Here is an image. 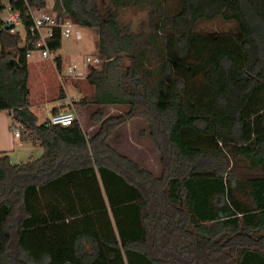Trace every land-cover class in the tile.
<instances>
[{"label":"trees","instance_id":"16d2710c","mask_svg":"<svg viewBox=\"0 0 264 264\" xmlns=\"http://www.w3.org/2000/svg\"><path fill=\"white\" fill-rule=\"evenodd\" d=\"M52 1L97 32L102 59L78 99L96 105L97 127L37 119L27 7L46 0H6L22 28L0 17V109L41 151L12 161L0 150V264H264V0ZM129 5L149 8L137 28L120 17ZM215 18L232 25L196 26ZM45 40L59 47L58 29ZM132 118L158 150L156 172L108 141Z\"/></svg>","mask_w":264,"mask_h":264},{"label":"rangeland","instance_id":"374dc122","mask_svg":"<svg viewBox=\"0 0 264 264\" xmlns=\"http://www.w3.org/2000/svg\"><path fill=\"white\" fill-rule=\"evenodd\" d=\"M52 4V0H47L43 8L53 11ZM167 4L170 11L173 7V0H168ZM147 9H149L147 5L144 7L129 5L121 10L120 17L128 20L132 28H137L141 20H146ZM2 13H5L4 9ZM231 25L232 23L229 21L215 18L198 22L196 26L205 30H225ZM76 33L79 34L78 37ZM96 37L97 32L94 28L75 24L72 27L71 35L62 37L59 47L51 51L49 55L41 57L36 49H32L31 53L27 55L29 101L38 120H41L42 116V120H44L52 109L54 111L61 108L72 109L84 131L91 133L96 129L97 123L90 119V113L96 105L94 103L82 105L78 102L82 95L92 91L93 86L86 81L85 77L59 78L57 76V71L63 72L67 63L78 60L84 55L97 54L95 48ZM56 54L60 56L58 66L52 59L53 55ZM59 88L62 90L61 95L59 94ZM122 108L124 106L118 104L104 105V109L108 113L117 112ZM3 113L7 115L9 120L7 111L4 110ZM13 139V149L7 151L10 160H25L40 153L35 144L29 142L17 144L16 142L19 139L16 136ZM108 141L118 150L128 154L154 172L158 170V150L149 139L145 123L141 119L132 118L117 125L109 135Z\"/></svg>","mask_w":264,"mask_h":264},{"label":"built area","instance_id":"2783aa9c","mask_svg":"<svg viewBox=\"0 0 264 264\" xmlns=\"http://www.w3.org/2000/svg\"><path fill=\"white\" fill-rule=\"evenodd\" d=\"M50 1V0H48ZM27 15L30 19L29 33L34 37L31 41L40 56L45 57L51 53L46 45V37H49L53 28H57L60 38L68 37L72 33V27L76 24L68 15L56 10L50 11L45 8L27 7ZM4 24L12 23L10 31L21 29L22 20L19 10L6 6V11L1 16ZM78 37L79 34L76 33ZM31 52V51H30ZM28 52L27 55L30 53ZM54 57V55H53ZM52 57V59H53ZM102 57L98 54L84 55L82 58L67 63L63 72L57 71V76L77 78L84 77L90 65L100 63ZM54 61V60H53ZM75 117L72 109H58L50 112L44 120L49 123L68 124ZM21 123L17 122L11 129L13 136H18Z\"/></svg>","mask_w":264,"mask_h":264},{"label":"crops","instance_id":"0c3cea01","mask_svg":"<svg viewBox=\"0 0 264 264\" xmlns=\"http://www.w3.org/2000/svg\"><path fill=\"white\" fill-rule=\"evenodd\" d=\"M5 3V8L4 10L6 11V0H2ZM47 1V0H46ZM3 15L2 11L0 12V17ZM31 53V52H30ZM29 53V54H30ZM38 55L40 56V54L38 53ZM42 57V56H41ZM55 63V61H54ZM53 110H51L52 112ZM4 109H0V150H12L13 149V144H14V137L11 132H10V128L8 127V117L7 115H5L4 113ZM4 114V115H3ZM8 114V113H7ZM43 117V116H42ZM42 117L40 118L42 120ZM22 141L20 142V140H18V142H16L17 144H23ZM26 143V142H25ZM34 145V144H33ZM36 148L38 149V151H41L40 147L38 145H36ZM35 149V150H37Z\"/></svg>","mask_w":264,"mask_h":264},{"label":"water","instance_id":"95a60500","mask_svg":"<svg viewBox=\"0 0 264 264\" xmlns=\"http://www.w3.org/2000/svg\"><path fill=\"white\" fill-rule=\"evenodd\" d=\"M12 27V23H7V24H4L3 25V28L5 29H9ZM11 61L15 62V59L14 58H10ZM15 64L17 65V62H15Z\"/></svg>","mask_w":264,"mask_h":264}]
</instances>
